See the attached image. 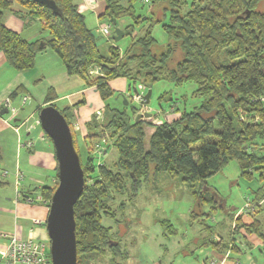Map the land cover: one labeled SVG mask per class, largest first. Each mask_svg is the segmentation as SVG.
<instances>
[{
    "label": "trees",
    "instance_id": "trees-1",
    "mask_svg": "<svg viewBox=\"0 0 264 264\" xmlns=\"http://www.w3.org/2000/svg\"><path fill=\"white\" fill-rule=\"evenodd\" d=\"M53 1L57 11L35 0H0V50L7 63L21 71L33 66L37 53L51 49L62 61L66 74L95 88L103 102L101 121L94 115L85 124L83 159L73 123L66 119L84 175L82 192L73 206L76 264H88L91 255L109 257L108 264H125L129 251L122 242L130 227L125 226L128 219L124 211L143 183L166 174L192 188L205 183L230 160L237 161L242 178H255L261 183L252 191L250 201L256 203V208L250 213L251 221L244 223L239 214L233 232L253 233L264 246V0H163L169 12L166 21L157 18L161 12L137 14L136 0H103L97 18L100 22L114 18L116 24L123 18L130 19L123 30L131 39L123 50L110 44L104 53L96 41L99 35H92L75 0ZM5 9H11L25 25L36 20L40 33L48 35L27 40L3 23ZM147 20L150 24L141 35L133 32ZM157 22L169 38L160 50L154 48L156 40L151 34ZM117 78L127 80L129 91L137 85L147 89L160 80L175 85L192 81L196 85L192 94L201 101L189 111H179L171 102L168 111L178 113L171 120H155L157 114L135 120L137 112L146 110L145 105L137 108L128 100L129 104L118 107L109 102L118 94L109 84ZM24 90L18 86L10 98ZM55 97L50 88L44 103ZM167 100H171L168 92L158 96L159 103ZM102 140V154L110 146L117 151V158L110 163L95 160V145ZM1 159L0 153V163ZM55 178L52 187H41L47 211L57 185V164ZM7 184L0 174V189ZM193 193L197 211L213 202L210 210H216L218 202L213 195ZM115 195L119 196L117 202ZM210 210L190 212L189 223L197 220L208 233L197 239L196 246L221 253L240 252L234 237H213L215 228L204 223ZM197 215L205 217L198 219ZM105 219L111 222L105 224ZM155 221L164 235L177 234L169 218Z\"/></svg>",
    "mask_w": 264,
    "mask_h": 264
},
{
    "label": "crops",
    "instance_id": "crops-1",
    "mask_svg": "<svg viewBox=\"0 0 264 264\" xmlns=\"http://www.w3.org/2000/svg\"><path fill=\"white\" fill-rule=\"evenodd\" d=\"M75 3L77 4L78 11L84 15L85 23V14L87 12L93 13V19L96 24V32H100L99 29L102 25H107V23L100 24L101 22L97 18L98 14L104 7L103 0H97L94 7L88 6L84 0H75ZM2 21L8 28L19 32L27 40H36L39 37H45L40 33L39 24L37 28L29 30L31 23L25 25L23 20L16 16L11 9H5L2 12ZM122 23L124 22L121 19L118 26L123 30L124 24L122 25ZM86 25L88 28L92 29L88 24ZM124 36L125 34L122 37ZM55 56L57 55L51 49L45 48L36 55L34 64L31 68L18 71L7 63L4 54L0 50V109L5 107L3 105L4 99L6 97L11 99L10 93L18 86H21L25 89L23 91V97H26V99H22L19 106H15L17 111L13 115L14 124L15 122L20 124L24 123L30 115L32 116L38 113L40 107L53 103L55 107L61 111L70 110V114L73 118L72 128L74 135L83 141V137L87 133L85 124L92 119V116L95 115L96 111H100V107L103 102L95 88L85 86L83 81L77 76L67 75L64 65H61ZM57 63H59L62 67H58L57 71H53L51 66H54V64ZM109 84L110 87L118 93L116 94L117 98L121 95L131 96L132 89L129 91L126 79H113ZM48 88H51L54 91L56 97L52 101L44 103V97ZM17 96L11 99L15 103ZM134 96V93H132L133 100H135ZM29 100H33L34 104L31 106V110L27 111L23 107V103ZM112 105L116 106L114 103H112ZM8 118L9 116L4 114L0 115V122L10 125ZM35 124H37L36 121L29 124L31 125V128L29 127L30 130L35 126ZM14 130H17L16 127H14ZM30 130H26V135L30 133ZM43 135L44 134L40 135L41 137L39 136L40 140H42V143H39V145L33 143L32 147L27 149L16 147L15 152L17 153L16 158L18 160L15 159L10 173V178L13 182L11 185L10 181L7 180L8 184L5 186L13 187L11 196V203L14 205L12 209L13 216L10 225L8 227H3V224L6 222L5 213H9L10 211L6 209L0 200V233L16 232L23 238L28 236H35L37 238L47 237L45 226H32L31 224L32 218L45 220L46 215L28 216L22 214L20 215V220L23 218H26L25 220L29 219V225L27 223V225L24 226L21 224V221H19L16 214L19 199L23 200L25 204L31 205L33 202V195L36 200L38 199L39 205H41V208L39 209L43 211V206L45 207L47 213L45 200L41 198V187H52L55 185L57 163L54 156V150L51 149V145L47 143L48 141L44 139L45 137ZM25 140L30 139L26 138ZM22 151L28 152V155ZM20 158L25 161L23 166L18 164ZM18 172L20 173V177H17L16 175ZM3 176H6V174ZM17 192H20V194ZM5 197H7V199L9 198L7 194ZM238 211L234 212L233 217L229 219L230 223L228 225H226L224 221H217L216 226H218V229L215 228L213 237L216 239L219 237H234V241L240 249V252L226 251L221 253L210 247H197V239L206 235L202 229H196L192 235L189 231H177V234L164 235L162 233V229H160V232L158 229H155L151 234V239L154 243L151 241L144 242V238L147 239V235L144 233L141 238L144 243L143 249L148 250L153 255H151L147 260H140L139 257L136 256L138 252L135 250L134 244L133 248L128 247L129 256L125 261V264H258V260L257 257H255L254 252L257 251L262 256L264 255V246H262L260 238L253 233L247 234L243 230H239L236 233L233 232L235 218L240 214ZM240 216L244 223H249L251 221L250 217H246L243 214ZM155 218L152 219V222H155V225H159V223L155 221ZM134 230L135 229H133V232ZM192 239H196L195 242L192 241ZM2 244V239L0 238V250ZM108 258L109 257L107 256L102 257L100 255H91L89 257L88 264H101L103 261L104 264H108Z\"/></svg>",
    "mask_w": 264,
    "mask_h": 264
},
{
    "label": "rangeland",
    "instance_id": "rangeland-1",
    "mask_svg": "<svg viewBox=\"0 0 264 264\" xmlns=\"http://www.w3.org/2000/svg\"><path fill=\"white\" fill-rule=\"evenodd\" d=\"M163 0H151V2H144L143 0H136L134 2V6L136 9L137 14H144L147 16H150V13L153 12H161V15L157 18H161L163 20H167L168 18V10H166L164 7ZM188 2L190 0H187ZM16 6H14L15 8ZM9 11V10H8ZM165 13V14H163ZM86 16V24H88L92 30L96 29V24L94 22V15L93 13L87 12L85 14ZM124 23L122 25L127 24L130 22V19L123 18L122 19ZM150 20V19H148ZM146 21L142 23L141 25H138L134 27V33H137L138 35H141L144 31V29L150 24V21ZM109 23L108 20L103 19L100 24ZM38 22L36 20L31 22L30 29H35L38 27ZM117 26L119 24H116ZM112 29V25H110ZM97 34L99 35L96 39L97 44L99 46V49L102 53L106 52L107 47L110 44L116 45L120 48V50H123L131 41L129 35H125L118 41H113L108 37H105L97 31ZM151 34L156 40V46L154 47L157 50H160L164 45L168 42L169 38L167 34L163 31L161 27V23L157 22L155 23L151 28ZM42 35L45 37L48 35L47 32H43ZM38 54V53H37ZM36 54V55H37ZM36 57V56H35ZM57 57L59 63L61 65L62 61L58 56ZM59 63L54 64V66H51L53 71H57L58 67H62ZM171 64V62H170ZM12 67V66H11ZM13 68V67H12ZM16 70V69H15ZM195 83L190 81L183 83L181 85H175L171 81L166 80H160L155 82L151 87V94L149 98L148 104L145 106L147 107L145 112H149L152 114H157L155 120H171L173 118L178 117V113L176 111H168L172 107L171 105L175 106L174 108L178 109L179 111L186 110L189 111L193 108L194 105H198L201 101V98L198 96H193V91L195 90ZM137 91L140 94H144L146 90L144 87L137 85L135 87ZM50 88H48L49 90ZM168 92L171 96V100L162 101L159 103L158 96L163 93ZM133 93V89H132ZM132 93L131 96H127L126 100H129L131 106H135L137 108H141V104L137 100L132 99ZM117 95H115L113 98H111L109 101L110 103H114L116 106L121 107L125 105L122 95L119 98H115ZM23 99V93L19 94L17 96L16 103L13 102L11 99H9L10 104L12 106H19ZM171 102H173L171 104ZM13 103V104H12ZM34 104L33 100H29L27 102L23 103V107L30 111L31 106ZM129 104V103H128ZM161 104L162 107L159 105ZM57 105V104H56ZM16 108V107H15ZM162 108V109H161ZM17 109V108H16ZM168 111V112H167ZM65 115V118L72 122V116L70 114V110H64L62 111ZM139 113V112H137ZM136 113V114H137ZM4 115L9 116L8 120L10 122V125L7 123L0 122V153L2 156L1 163H0V171L6 170V176H3L1 173V177L5 180L10 181V184L12 185L10 173L11 169L14 165L15 159L17 153L16 147L18 148H25V146L19 145V142H25L26 138H29L33 141L36 145H39V143H42V140H40V135L44 134V139L47 140L49 145H51V149L53 150V144L50 139L47 137L45 132L40 127V124L37 123V115L38 113L34 115H30L28 119L20 124L18 122H13V115L10 113H5ZM11 115V116H10ZM150 117V116H149ZM36 121L37 124L30 130L29 124L34 123ZM20 124V125H19ZM14 127H16L17 130H14ZM30 127V128H29ZM26 130H30V133L26 135ZM40 136V137H39ZM25 138V139H23ZM43 139V140H44ZM49 139V140H48ZM77 146L80 149L81 158H84L85 150L83 148V141L82 139H79L76 137ZM42 145V144H41ZM23 150V149H22ZM26 155H28V152L22 151ZM21 152V154H22ZM96 153V152H95ZM118 154L116 149L113 146H110L107 149V152L105 154H98L96 153V161H105L107 163H110L114 161L117 158ZM25 161L20 158V161L18 164L23 166ZM17 177H20V173L18 172ZM20 183V182H19ZM261 186V183L257 181L255 178L252 180H247L245 178H242L239 175V168L236 160H230L227 164L222 166L220 170L216 171L212 175L206 178L205 183L203 184H196L194 187L190 188L187 184L180 182L178 178H172L166 174L157 175L154 180L148 181L147 183H143L140 189L138 190V194L136 197L131 200L126 206V210L124 211V216H126V219L131 220L126 222V227H130L129 233L126 235V239H123V245H126L127 249L128 247L133 248V245L135 244V250L138 252L136 256L139 257L140 260H147L151 255H153L148 250L143 249V233L147 235V239L144 238V242H153L151 239V234L154 232L155 229H158L159 232L161 231L160 225H155V222H152V219L159 218V217H167L171 220L174 227L177 229L178 232H186L189 231V233L192 235L196 229H201L202 224H199L197 220H194L193 223H189V215L191 211H194L197 213L199 212H208L210 210V206L214 203H208L207 205H203L198 209L197 211V201H195L194 193L193 191H198L204 194L205 192H208L211 196H214V199L217 200L218 203H216V210L211 211V215L209 217H205V215H197L198 219L205 217L204 223L212 226L213 228L218 229L217 221H224L226 225L230 223V214L234 213L236 211H242L245 203L247 201H250L253 193L252 191H255ZM206 188V189H205ZM264 191V187H263ZM13 192L12 186H7L0 190V200L4 204L7 210H9V213H5L6 216V222L3 224V227H8L12 220V209L13 204L11 203V196ZM6 194L9 196L7 199ZM116 196V200L114 202H117L119 198L118 195ZM13 198V197H12ZM121 198V197H120ZM32 204H25V202L21 199H19V203L17 204V210L16 214L19 218V221H21L22 225H29V219L25 220L26 218H23L20 220V215H35V216H45L46 209L42 206L43 211H41L39 208H41V205L38 203V199L36 200L35 196L33 195ZM243 215L246 217H250V215L246 214L245 210H243ZM120 217V214H119ZM25 220V221H24ZM111 221L109 219H105L104 223L109 224ZM133 229L134 232H133ZM120 230L124 231V227L121 225ZM203 231V230H202ZM204 234H208L205 233ZM134 242V243H132ZM49 251V249H48ZM255 257H257L258 264H264V255L262 256L257 251L254 252ZM140 261V262H143ZM101 264H104V261L101 262Z\"/></svg>",
    "mask_w": 264,
    "mask_h": 264
},
{
    "label": "water",
    "instance_id": "water-1",
    "mask_svg": "<svg viewBox=\"0 0 264 264\" xmlns=\"http://www.w3.org/2000/svg\"><path fill=\"white\" fill-rule=\"evenodd\" d=\"M35 1L47 5L53 11H57L53 0ZM109 23L112 25L109 38L113 41L120 40L124 35V31L116 25L114 18H111ZM91 33L94 37L98 36L95 29L91 30ZM133 93L139 95L136 88H133ZM150 94L151 89L148 88L144 94H141L142 99L139 103L142 105L148 104ZM122 97L125 105H127L128 100L124 95ZM7 112L6 107L0 109V115ZM149 116H151V113L144 111L137 113L134 119ZM37 118L40 127L53 144L57 163V185L52 192L45 218V229L50 241L51 264H76L73 206L84 185L80 157L73 144L70 125L57 107L52 104L42 106L38 111Z\"/></svg>",
    "mask_w": 264,
    "mask_h": 264
},
{
    "label": "built area",
    "instance_id": "built-area-1",
    "mask_svg": "<svg viewBox=\"0 0 264 264\" xmlns=\"http://www.w3.org/2000/svg\"><path fill=\"white\" fill-rule=\"evenodd\" d=\"M84 1L90 7H94L97 2V0ZM99 30L103 36L108 37L111 31L110 25H102ZM91 72H95V70H92ZM134 98L137 100L141 99L140 95H135ZM24 99H26V97H23V100ZM3 105L8 109V113L11 115L16 113L17 109L10 104L8 97L4 99ZM95 117L101 121L102 117L100 111H96ZM103 144V140L100 143H96L94 151L98 154H102V150L104 148ZM19 145H23L26 148H31L33 142L31 140H26L24 143L19 142ZM0 172L2 175L6 174V171L1 170ZM255 208V202L247 201L242 211L238 212L243 214V210H245L246 214L250 215V213H252ZM31 224L32 226H45V220L32 218ZM0 238L2 239L3 243L0 250V264H51L50 252L48 251L50 246L48 236L45 238H37L35 236L23 238L20 237L16 232H1Z\"/></svg>",
    "mask_w": 264,
    "mask_h": 264
},
{
    "label": "flooded vegetation",
    "instance_id": "flooded-vegetation-1",
    "mask_svg": "<svg viewBox=\"0 0 264 264\" xmlns=\"http://www.w3.org/2000/svg\"><path fill=\"white\" fill-rule=\"evenodd\" d=\"M135 95V94H134ZM139 95H140V97H141V99H142V96H141V94L139 93ZM141 99H139V100H137V99H135V100H137V101H140ZM142 105V104H141Z\"/></svg>",
    "mask_w": 264,
    "mask_h": 264
},
{
    "label": "clouds",
    "instance_id": "clouds-1",
    "mask_svg": "<svg viewBox=\"0 0 264 264\" xmlns=\"http://www.w3.org/2000/svg\"><path fill=\"white\" fill-rule=\"evenodd\" d=\"M109 25H111V24L109 23Z\"/></svg>",
    "mask_w": 264,
    "mask_h": 264
}]
</instances>
